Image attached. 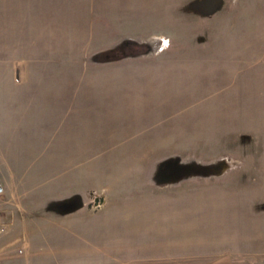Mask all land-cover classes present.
I'll list each match as a JSON object with an SVG mask.
<instances>
[{
  "label": "crops",
  "instance_id": "crops-1",
  "mask_svg": "<svg viewBox=\"0 0 264 264\" xmlns=\"http://www.w3.org/2000/svg\"><path fill=\"white\" fill-rule=\"evenodd\" d=\"M96 1L164 2L167 8L132 12L143 21L126 31L127 14L88 8ZM196 1L202 0H37L16 59L5 18L0 264H264V189L246 190L255 196L247 202L234 197L243 189H213L219 201L205 202L204 189L195 201L187 198L189 189L180 199L160 189L157 200L151 187V179L163 175L162 163L178 157L188 163L187 147L204 144L203 99L222 96V72L234 74L230 96H236L242 61L229 45L232 58L221 65L215 40L251 33L248 19H264V0H232L218 13L180 11ZM204 36L214 39L218 57L206 60L211 44ZM159 38L167 49L160 51ZM126 44L146 50L96 61ZM262 61H245L247 73ZM206 78L212 82L207 90ZM263 85L246 89L245 97H264ZM139 189L150 192L149 200L128 201ZM222 223L221 237L201 236L206 226L217 232ZM226 247L231 251L220 252Z\"/></svg>",
  "mask_w": 264,
  "mask_h": 264
},
{
  "label": "rangeland",
  "instance_id": "rangeland-1",
  "mask_svg": "<svg viewBox=\"0 0 264 264\" xmlns=\"http://www.w3.org/2000/svg\"><path fill=\"white\" fill-rule=\"evenodd\" d=\"M229 1L232 0H227L226 2L222 0H202L201 3L196 1L192 3V8L184 9L180 7V11H215L218 13L219 11H223V6H229ZM37 4V0H0V58L5 57V18H7V22L11 19L12 25L11 56L13 59L20 58L22 26L29 25L30 29L32 17L37 16L34 12L37 9ZM179 4L182 5V3ZM251 4L252 8L261 5L260 2H250L249 5ZM77 5L79 3H76L78 10L86 9L83 5H79L78 7ZM148 5H153V7L150 8ZM164 5V2L110 1L107 3L96 1L89 3L88 8L91 7L95 12L103 10L112 14L122 11L124 14H127L126 18L129 19L125 26V30L127 31L135 29V26L131 23L143 21L141 19H134L131 15L132 12L146 10L161 12L163 7L167 8ZM113 16L110 17L109 15L110 18H107L111 23L115 22L116 19ZM227 16L228 14L224 15L221 19L222 25L228 21ZM243 21L244 19H237V24L239 25L241 22L244 24ZM248 21L250 22V26L254 28L251 33H241V30L232 36L222 33L219 39L215 40V43H219L221 46V65L228 63L230 61L229 58H232V56H229V45L236 46V58L242 61L241 63L239 62L237 67L238 71L241 70V73L237 75L238 83L240 84H238L236 96H230L234 92V85L229 79L233 78L234 74L226 75L222 72L220 79H215L218 81L217 84L220 85L219 89L222 91V96L204 97L203 99L205 113L203 114V130H200L201 135L199 137L204 139V144L187 147L189 152L186 157L190 159L188 163L180 161L181 157H178L176 159L173 158V160H167L160 165V169L163 168L162 170H164L163 175L161 174V176L151 179V187L158 190V193L154 196L157 200L160 198L159 194H162L159 192L160 189H164L163 191L166 194H170L171 197L176 199L186 197L182 195V190L185 193L189 189L190 195L187 196V198L189 197V201L196 200L197 189L200 191L204 189L207 191L204 194L205 202L219 201L217 195L214 196L209 192L217 191L213 189H243L233 191L238 192L234 197L239 202H247L256 194L255 192L264 189V97H245L247 95L244 94L246 89H257L264 83V33L260 29L261 26H264L261 23H264V19L251 18ZM128 23L129 25H127ZM109 27L112 29L111 25ZM141 30L144 31L145 28L143 27ZM161 39L163 38L157 39L159 48L162 47L160 51L167 49L168 45L165 39L163 42ZM213 41L212 37L204 36V42L211 44L210 46L206 45L204 49L206 60L218 57L216 53H213ZM247 43L253 47L246 46ZM144 50H146V47L136 44H126L118 50L105 52L99 56L105 60H112L130 52L136 53L143 52ZM232 53L234 54L233 51ZM7 56L10 57L8 48ZM251 59L253 61L257 59L263 60L262 65L254 68L255 73L253 74L247 73L249 70L246 67L247 64H245V61H250ZM251 75L256 76V80L254 79L252 83L247 81ZM211 83V80L206 78V90ZM211 102L215 104L214 108L208 105ZM230 171H235L236 173L227 175ZM139 190L138 192L134 191L127 194L129 195L127 200L133 202L148 201L149 197L152 196L145 189ZM246 190L254 191V195H250ZM95 191L96 189H90L89 193L94 194ZM198 200L200 199L198 198ZM225 227L226 224L222 223L218 228H215L217 232H212L210 230L211 227L206 226L205 231L200 234L205 238L221 237L223 235L222 230ZM217 248L221 249L220 245ZM18 249H22L24 252L21 246H18ZM223 251L230 252L231 247H226L220 252Z\"/></svg>",
  "mask_w": 264,
  "mask_h": 264
},
{
  "label": "built area",
  "instance_id": "built-area-1",
  "mask_svg": "<svg viewBox=\"0 0 264 264\" xmlns=\"http://www.w3.org/2000/svg\"><path fill=\"white\" fill-rule=\"evenodd\" d=\"M161 41L163 42L164 39H161ZM160 49H162V47H160ZM3 193H4V187H3V185L0 182V198L2 197Z\"/></svg>",
  "mask_w": 264,
  "mask_h": 264
},
{
  "label": "trees",
  "instance_id": "trees-1",
  "mask_svg": "<svg viewBox=\"0 0 264 264\" xmlns=\"http://www.w3.org/2000/svg\"><path fill=\"white\" fill-rule=\"evenodd\" d=\"M96 60H98V61H105V59H102L100 56H98V58H96Z\"/></svg>",
  "mask_w": 264,
  "mask_h": 264
}]
</instances>
